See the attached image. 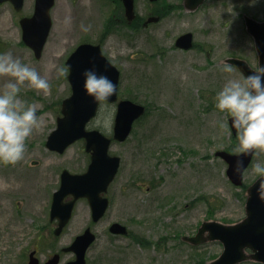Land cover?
Listing matches in <instances>:
<instances>
[{
    "label": "rangeland",
    "instance_id": "obj_1",
    "mask_svg": "<svg viewBox=\"0 0 264 264\" xmlns=\"http://www.w3.org/2000/svg\"><path fill=\"white\" fill-rule=\"evenodd\" d=\"M184 3L136 0L139 19L128 27L119 20L124 17L121 0H56L39 59L23 42L20 25L23 16L33 13L35 0H25L20 12L10 2L0 3V54L11 52L51 86L47 96L29 89L20 92V99L38 105L37 116L45 123L26 141L23 161L0 164V264H27L34 248L41 261L60 251L64 264L74 253L62 248L88 226L97 239L87 251V264H209L223 251L220 241L194 245L182 237L195 235L207 220L243 219L248 187L257 178L252 165H264V156L253 159L244 185L231 183L227 163L215 152H233L238 142L229 117L215 108L214 99L229 76L221 71L226 58L241 57L257 68L244 15L262 20L264 0H206L190 10ZM150 15L161 19L143 27ZM187 31L194 33L196 47L178 49L175 40ZM86 41L101 43L121 71L120 97L143 103L148 111L126 141L111 144L110 153L121 157V165L109 186L105 216L93 222L87 200L81 199L57 236L50 208L61 172H83L90 157L83 139L63 153L48 149L45 142L56 128L62 100L72 92L65 62ZM231 66V78H245ZM60 68L65 75L58 77ZM6 79L0 78V91ZM108 108L110 131L96 127L97 116L89 126L112 136L116 105L108 103ZM114 221L126 224L129 236L112 234L109 225Z\"/></svg>",
    "mask_w": 264,
    "mask_h": 264
},
{
    "label": "water",
    "instance_id": "obj_2",
    "mask_svg": "<svg viewBox=\"0 0 264 264\" xmlns=\"http://www.w3.org/2000/svg\"><path fill=\"white\" fill-rule=\"evenodd\" d=\"M7 0H0L4 2ZM17 10L22 9L24 0H10ZM204 0H185L188 9L197 8ZM127 16L135 17L133 0H124ZM55 0H36L35 12L31 17L21 19L23 29V40L30 46L37 58H40L47 41L52 19L50 10ZM158 17H151L150 21H157ZM248 31L255 39L256 48L260 58V68L264 67V21L259 22L246 16ZM176 46L190 49L193 46V33L187 32L180 35L176 40ZM229 62L240 67L246 77L255 71L242 59L231 58ZM70 68L69 81L72 86V94L65 98L62 103V114L57 120V127L50 133L47 139V147L52 150L64 152L65 149L79 138L86 139V149L92 152L91 162L88 170L82 174H72L64 170L61 174V185L54 192L51 205V219H58L59 225L55 230L60 234L69 222L75 202L86 197L92 209L93 219L99 220L105 213L109 199L102 196L107 191L109 184L115 178L121 158L109 154L112 138L104 135L97 129L88 130L87 123L96 115L97 104L93 98L87 96L84 91L85 76L88 70L96 72L97 75L107 76L117 87L116 94L109 102L118 99V86L120 71L104 55L100 45L82 43L67 59ZM146 107L130 99H121L117 104L113 138L124 141L133 128L135 120L144 115ZM230 124L232 121L230 118ZM233 132L236 133L232 127ZM216 156L222 157L227 163V175L230 180L241 185L243 179L236 172L237 160L242 159L244 167L249 165L252 156L238 157L226 150H219ZM260 178L248 188V199L246 202L247 216L235 224H224L219 221H205L195 236L185 237L192 243L198 244L207 240L218 239L222 241L224 250L221 255L210 264H236L246 259H256L264 262V201L258 198L257 189ZM73 195V199L65 201L67 195ZM110 230L118 234H127V227L119 222L111 225ZM96 236L87 228L78 235L72 244L65 248L66 251H74L76 258L66 264H85L86 251ZM251 249L248 254L246 249ZM60 255L55 254L44 264H58ZM28 264H41L35 256V251L30 253Z\"/></svg>",
    "mask_w": 264,
    "mask_h": 264
},
{
    "label": "clouds",
    "instance_id": "obj_3",
    "mask_svg": "<svg viewBox=\"0 0 264 264\" xmlns=\"http://www.w3.org/2000/svg\"><path fill=\"white\" fill-rule=\"evenodd\" d=\"M221 71L229 76L214 98L215 108L231 118L238 142L233 153L254 159L264 156V67L243 79L231 78L234 69L228 63ZM57 75H65L64 69H58ZM84 76L85 94L97 104L96 127L110 131L108 102L117 87L107 76L92 70ZM0 78H7L0 91V164L15 166L25 158L26 141L45 123L43 117L37 116L38 105L20 99V92L29 89L47 96L51 86L48 79L11 52L0 54ZM221 128L226 130L227 125L222 124ZM236 172L247 179L242 159L237 160ZM252 174L260 178L257 193L264 201V165L253 164Z\"/></svg>",
    "mask_w": 264,
    "mask_h": 264
},
{
    "label": "flooded vegetation",
    "instance_id": "obj_4",
    "mask_svg": "<svg viewBox=\"0 0 264 264\" xmlns=\"http://www.w3.org/2000/svg\"><path fill=\"white\" fill-rule=\"evenodd\" d=\"M124 11H125V9H124ZM119 20L121 21V24H125L126 26L130 27V25L126 22L127 20H126V18H125V14H124V17L119 18ZM142 26L144 27V21H143V23H142ZM68 198H70V197H68ZM55 223H56V225H57V221H55ZM35 250L38 251L36 248H35ZM51 256H52V255H51ZM49 258H50V257H49ZM49 258L45 259V260L42 261V262H46Z\"/></svg>",
    "mask_w": 264,
    "mask_h": 264
}]
</instances>
